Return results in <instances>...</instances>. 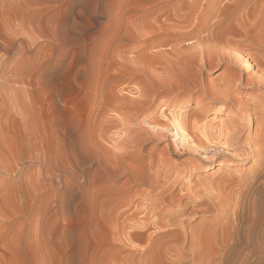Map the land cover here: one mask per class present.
Instances as JSON below:
<instances>
[{"label":"rangeland","instance_id":"obj_1","mask_svg":"<svg viewBox=\"0 0 264 264\" xmlns=\"http://www.w3.org/2000/svg\"><path fill=\"white\" fill-rule=\"evenodd\" d=\"M170 1L176 0H0V264L142 259L115 234L119 199L130 198V207L148 202L145 186L127 181L125 165L131 162L143 170L149 161L167 160L181 167L188 156L168 157L167 141L121 145L118 114L131 107H122L116 98L131 97L129 90L141 84L142 76L122 69L121 62L132 65L136 44L163 38L162 33L149 35L144 23ZM228 72L213 67L204 81L219 82ZM233 97L248 100L256 117L264 119V106L252 103L264 99L261 91L241 88ZM195 100H203L200 93L186 91L171 104L190 113ZM151 109H142V114ZM80 112L97 119L102 138L95 148L80 142L77 158L68 133L90 130L81 124ZM211 113H205V120ZM253 128L244 130L242 139L256 136ZM218 150L212 147L210 152ZM123 151L130 157L125 165L115 160ZM218 159L208 164L207 172L196 170L192 180L240 177L254 166L252 159L220 167ZM194 217L189 222L194 229L216 221L214 214L198 212Z\"/></svg>","mask_w":264,"mask_h":264},{"label":"bare ground","instance_id":"obj_2","mask_svg":"<svg viewBox=\"0 0 264 264\" xmlns=\"http://www.w3.org/2000/svg\"><path fill=\"white\" fill-rule=\"evenodd\" d=\"M160 11L151 12L144 27L166 39L136 44L132 65L121 62L122 69L142 76L141 84L129 90L131 97L116 98L131 107L118 114L121 145L167 141L174 144L165 146L168 157L188 159L181 167L149 161L141 170L124 163L130 159L126 151L116 155L129 167L127 181L144 185L148 199L131 207L130 198L118 200L116 239L142 259L118 257L116 264H264V119L256 117L248 100L233 97L241 88L264 94V0H176ZM150 49L155 52L149 54ZM217 66L229 72L219 82L206 83V71ZM186 91L203 99L194 101L190 113L172 105ZM164 92L174 93L161 96ZM252 103L264 106V99ZM144 108L152 109L144 115ZM208 111L211 117L205 120ZM77 116L90 128L86 134L68 133L80 158L79 143L98 147L102 128L90 113ZM252 125L258 134L242 139ZM212 147L219 150L210 152ZM215 157L220 167L252 159L254 166L240 177L192 180L196 170L207 172ZM98 163L102 166V159ZM189 204L194 207L188 210ZM198 212L214 214L216 221L190 228Z\"/></svg>","mask_w":264,"mask_h":264}]
</instances>
